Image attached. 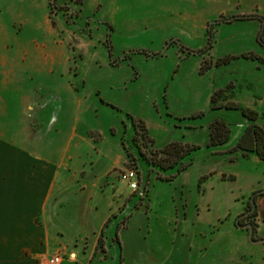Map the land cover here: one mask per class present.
<instances>
[{
	"label": "crops",
	"instance_id": "crops-1",
	"mask_svg": "<svg viewBox=\"0 0 264 264\" xmlns=\"http://www.w3.org/2000/svg\"><path fill=\"white\" fill-rule=\"evenodd\" d=\"M248 6H257L260 11L263 10L257 0ZM85 7L86 0L77 18L83 17ZM245 10L239 15H262ZM245 21L234 22L245 23L242 27L246 30L242 28L243 32L249 34L242 32L222 38L219 30L220 35L210 49L214 58L209 68L201 72L203 60L198 56L185 69L189 70L187 79L193 76L196 79L186 81L187 86L183 85L180 89L164 87L168 80L166 64H160L147 75L136 72L125 78L122 75L120 78L115 76L114 85V75L105 73V62L100 65L95 55L90 53L91 60H78V73L73 75V79L63 75L58 83L51 85L60 97L55 100L57 115L52 123L59 130L55 131V136L59 134L61 138L26 137L25 133H14L10 123H0V130H5L0 132V264H50L49 260L59 253L62 255L59 264H102L92 260L98 244L105 248V254L111 258L109 264H118V259L120 264L125 261L122 259L124 250L131 249L129 240L137 235V225L146 224V219L130 218L125 232H121L119 225L111 220L121 203L111 195L113 186L105 181V176L110 169L121 163L120 158L116 157L117 161L110 163L104 155H99L107 160L106 165H103L97 177L85 179L81 173L86 170V162L91 157L92 138L75 135V128L81 129L82 133L116 130L115 134L111 133L116 143L126 114L143 122L155 150L173 143L197 147L191 154L193 161L187 169L174 173L170 181L156 180L151 185L153 193L159 189L167 190L162 204L165 203L168 210H174L173 216L171 213L163 217L168 227L174 224L185 226L188 222L216 227L219 217L217 213L214 220H198L199 214L195 212L199 210V203L194 200V194L199 195L203 182L208 179L237 183L245 177L247 185L238 186L237 193L231 194L234 206H229L226 212L227 217L233 215L237 220L245 211L250 196L257 191H264V161L257 155L246 156L242 151L234 149L247 126L241 113L230 109L211 112L210 101L213 92L222 90L226 99L222 101L223 104L229 102L258 114L264 113V45L259 42L261 28L259 30L256 18ZM190 28L194 31L199 29L196 25ZM18 54H21L19 49ZM189 57L184 58L179 54L174 57L172 54L170 67L175 72L179 71ZM219 59L224 61L217 63ZM152 61L156 63L158 60ZM130 62L126 66L112 65L110 68H128ZM3 65L7 67V73L3 72L5 75L13 72L20 76L31 69L40 79H46L42 76L49 66L46 64L43 68L40 61L27 64L26 60L4 62ZM14 65L16 67L12 68ZM50 65L47 72L53 75L52 66L55 64L51 62ZM69 79L72 81L67 82ZM128 79L132 82V89L122 93V85L125 81L128 86ZM108 82L120 89H113L111 85L107 87ZM105 88L112 92L106 93ZM24 95L27 103L22 108L25 110L33 93ZM2 103L0 115L8 117L11 111L6 101ZM212 117L221 118L230 128V139L223 146L207 147ZM258 124L264 128V120H259ZM101 143L94 141L97 145ZM184 200L191 215L183 216L181 213L180 217L174 219L175 206ZM236 220L233 222V230H245L236 225ZM254 222L257 235L261 236L258 234L259 225L255 217ZM114 224L117 226L114 227ZM111 227H114L113 233ZM184 230L181 228V235H184ZM216 240L218 235L215 236ZM199 253L194 264H213L212 257L216 264L217 252L213 254L211 249L205 248ZM127 256L129 259L136 257V251ZM180 257H183L182 254L174 253L166 264H187L188 257L185 256V260ZM207 258L208 262L204 263Z\"/></svg>",
	"mask_w": 264,
	"mask_h": 264
},
{
	"label": "rangeland",
	"instance_id": "rangeland-1",
	"mask_svg": "<svg viewBox=\"0 0 264 264\" xmlns=\"http://www.w3.org/2000/svg\"><path fill=\"white\" fill-rule=\"evenodd\" d=\"M252 1L86 0L83 17L80 19L76 17L75 12L79 15L84 0H0V113L3 109V100L7 102L11 111L8 117L0 115V123H10L14 127L11 129L14 133H25L26 137L54 136L53 140L61 138L59 134L55 136V131L59 130H56L52 123L54 116L57 115L54 107L55 100L60 97L51 85L58 83L63 75L73 79V75L78 73V60H91V54L95 55L100 65L105 64L106 74L114 75L113 84L116 80L115 76L120 78L122 75L125 78L135 75L136 72L147 75L150 70L158 68L160 64H166L168 80L164 87L180 89L183 85L187 86L186 81H194L196 77L187 79L189 70L185 69L191 66L198 56L203 60L201 72L209 68L210 61L214 58L210 49L220 35L219 30L222 32V38L243 32L242 26H245V23L232 21L234 16L239 15L246 8V12L260 13L264 17V0H257L263 7L261 11L257 6L249 8L248 5ZM245 20L249 22L251 19ZM255 22L260 30L261 20L256 19ZM97 25L99 27L95 28L94 26ZM192 25H196L199 29L194 31L190 28ZM220 26L223 28L221 29ZM97 28L100 30L98 31ZM243 33L249 34L247 31ZM261 36L264 40V30ZM172 54L174 57L177 54L184 58L190 56V59L175 72L170 67L169 60ZM18 60H26L27 64L30 61L32 64L40 61L43 68L46 64L49 68L50 63L54 62L55 65L52 66L54 73L52 75L47 72L48 68L45 69L42 77L46 79H40L31 69L20 76H16L13 72H9V75L3 74V72L7 73L4 62ZM138 60L149 61L139 62ZM152 60L158 61L155 63ZM220 61L224 60L219 59L217 63ZM129 62L131 66L128 68L119 70L110 68L112 65L126 66ZM15 67L16 65L12 66V68ZM54 79L57 80L54 81ZM71 79L67 82L72 81ZM63 81L65 82V78ZM106 85L107 87L111 85L113 89L117 88L109 82ZM131 85L132 82L129 79L128 86L124 81L122 93H125L127 89L130 91ZM105 92L112 91L105 88ZM27 93H33V95L30 97L31 102L24 110L22 106L27 102L26 97L23 96ZM122 123L124 127H121L116 143L111 136V133L115 134L116 130L82 133L81 129L75 128V135L92 138L89 153L91 157L86 162V170L81 173L84 178L86 177L85 179L92 180L93 177H97L107 160L113 163L117 161L116 157L120 158L121 163L114 169H110L105 176V181L107 180L113 186L111 195L121 203L111 220L119 225L121 232H125L130 218L146 219L144 220L146 224L137 225V235L129 240L132 247L125 248L122 258L125 261L122 264H166L167 258L170 256V260L174 253L182 254L181 260H185V256L188 257L187 264H194L200 255L199 251L205 248L211 249L213 254L217 252L216 264H264V244L252 243L248 230H233V222L236 218L233 215L230 217L226 215L229 206H234L231 202V194L237 193L238 186L247 185L245 177L237 183L232 181L221 183L216 182L215 179H208L203 182L199 195L194 194V200L199 203V210L195 212L199 214L198 220H214L217 213L219 217L216 227L192 222L186 223L185 226L174 224L168 227L163 217L171 213L173 216L174 210H168L166 204H162L167 196V190L159 189L155 193L151 192L152 183L159 180V176L167 175L164 176L153 166H145L146 163L139 155L140 150L146 157L158 160L165 156L161 151L166 146L155 150L153 140L148 130L143 127V123L138 122L134 128L126 117ZM3 131L5 130H0V132ZM79 132L82 134H78ZM233 136L232 133V138ZM133 138L136 146L131 143ZM94 141H102V143L97 145ZM99 155H104L107 160L105 161ZM128 170L137 174L138 189L133 192L126 179ZM177 199L178 196L175 200ZM255 205V219L259 225L258 234L262 236L264 235V198H257ZM186 206V200L177 203L174 219L180 217L181 213L183 216L191 215ZM115 224L114 227L117 226ZM114 227H111L112 233ZM181 228L185 229L184 235H181ZM127 234L129 236V233ZM216 235L218 240L214 241ZM254 235L264 238L258 236L257 231ZM132 251H136V257L129 259L127 254L130 255ZM105 252V248L98 244L92 257L93 262L109 264L111 258H108ZM212 261L215 264V258L212 257ZM207 262L208 258L204 263ZM118 264H120L119 259Z\"/></svg>",
	"mask_w": 264,
	"mask_h": 264
},
{
	"label": "trees",
	"instance_id": "trees-1",
	"mask_svg": "<svg viewBox=\"0 0 264 264\" xmlns=\"http://www.w3.org/2000/svg\"><path fill=\"white\" fill-rule=\"evenodd\" d=\"M75 15L77 13L75 12ZM260 19L261 24V32L259 34V42L264 45V41L261 39L262 32L264 30V17L262 16H250V15H237L232 18V21L236 20H245V19ZM111 54V53H110ZM159 55V54H156ZM225 97L223 96L222 90H217L213 92L211 96V112H219L222 110H237L241 113L242 117L247 122V126L243 130L242 134L239 137V140L235 146V150L242 151L246 156L250 154L257 155L261 160L264 161V128L258 124L259 120H264V113L258 114L255 111L249 110L247 108H243L239 105L232 104V103H225L223 104L222 101H225ZM131 121V125L136 128V124L138 122L143 123L140 120L135 119L134 117L126 114L125 116ZM143 127H145L143 125ZM210 132H209V141L207 143V147H218L225 145L231 135V131L229 126L225 123L224 120L217 117H212L211 123H210ZM146 130V128H145ZM135 138V137H134ZM131 140V143L136 146L135 139ZM138 147V146H137ZM197 149L195 146H187L180 143H173L166 146V148L161 151V153H164V157H160L158 160L146 157L142 152L139 150V155L141 156V159L143 162L146 163L145 166L149 167L153 166L156 169H158L164 176H159L160 181H170L173 178V174L180 173L187 169L189 165H191L193 161V157L191 156L192 152ZM263 197L264 198V191H257L251 195V198H253V201L256 203L257 197ZM251 198L249 199V202L247 204V207L245 209V213L239 215L237 218H239V224H241L240 219L247 215L246 212L252 209V202ZM248 214H251V219H253L251 224L254 226V233L256 232V224L254 222V217L256 215V209L252 212H249ZM236 225H238L236 223ZM258 238V237H257ZM254 241H260L261 238L255 240L254 237L252 238ZM264 244V243H263Z\"/></svg>",
	"mask_w": 264,
	"mask_h": 264
},
{
	"label": "built area",
	"instance_id": "built-area-1",
	"mask_svg": "<svg viewBox=\"0 0 264 264\" xmlns=\"http://www.w3.org/2000/svg\"><path fill=\"white\" fill-rule=\"evenodd\" d=\"M126 179L129 181V188L131 191L138 189L137 174L132 170H128L126 173ZM62 261V255L59 253L49 260L50 264H58Z\"/></svg>",
	"mask_w": 264,
	"mask_h": 264
},
{
	"label": "water",
	"instance_id": "water-1",
	"mask_svg": "<svg viewBox=\"0 0 264 264\" xmlns=\"http://www.w3.org/2000/svg\"><path fill=\"white\" fill-rule=\"evenodd\" d=\"M251 202H252V209L251 210H249L248 212H246L247 214L249 213V212H252L253 210H255L256 209V205H255V202L253 201V198H251ZM236 223L238 224L237 226L238 227H240V228H242V229H246V230H248V236H249V239H250V241L252 242V243H254V244H257V243H264V238H262L260 241H254L252 238H253V236H254V226H253V224H251V223H247V224H243V225H240L239 224V218H237V220H236Z\"/></svg>",
	"mask_w": 264,
	"mask_h": 264
},
{
	"label": "flooded vegetation",
	"instance_id": "flooded-vegetation-1",
	"mask_svg": "<svg viewBox=\"0 0 264 264\" xmlns=\"http://www.w3.org/2000/svg\"><path fill=\"white\" fill-rule=\"evenodd\" d=\"M243 213H245V211H244ZM243 213H242V214H243ZM250 215H251V214H247L246 216L242 217V218L240 219L241 224H247V223L252 222L253 219H251V216H250ZM245 230H246V229H245ZM255 233H256V232H255ZM255 233H254V234H255ZM253 237H254L255 240L259 239V238L255 237V235H254Z\"/></svg>",
	"mask_w": 264,
	"mask_h": 264
}]
</instances>
